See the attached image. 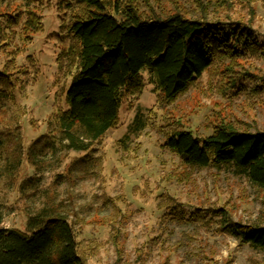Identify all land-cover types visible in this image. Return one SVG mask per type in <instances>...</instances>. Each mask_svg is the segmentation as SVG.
Segmentation results:
<instances>
[{
    "label": "rangeland",
    "instance_id": "374dc122",
    "mask_svg": "<svg viewBox=\"0 0 264 264\" xmlns=\"http://www.w3.org/2000/svg\"><path fill=\"white\" fill-rule=\"evenodd\" d=\"M61 2L0 1L1 41L7 42L0 53V69L14 57L16 109H21L25 147L48 132L54 112L67 107L65 92L71 78L66 63L60 70L57 61L70 44L61 32ZM138 5L145 14L180 11L201 18L205 12L210 19L247 21L264 41V0H138ZM30 9L40 16L42 29L27 41L22 27ZM11 13L18 15L17 24L9 23ZM241 62V71L263 77L258 93L253 90L258 81L249 80L246 91L227 96L221 89L222 64L204 72L170 104L160 103L154 87L146 83L138 96L123 104L119 126L110 129L93 152H68L60 167L39 174V191L31 197L19 191L22 181L36 175L25 160L12 187L0 181L3 226L24 229L28 215L52 198L68 215L79 252L89 264H264V251L220 232L216 219H184L173 209L181 205L190 215L198 208L223 207L235 221L264 224V192L227 169L186 166L164 146L162 131L183 128L205 136L224 121L264 130V56L248 55ZM137 114L145 124L140 132L131 129ZM126 134L129 138L123 139ZM84 157L90 161L95 157L100 164L90 173L76 171L66 178L70 164Z\"/></svg>",
    "mask_w": 264,
    "mask_h": 264
},
{
    "label": "trees",
    "instance_id": "16d2710c",
    "mask_svg": "<svg viewBox=\"0 0 264 264\" xmlns=\"http://www.w3.org/2000/svg\"><path fill=\"white\" fill-rule=\"evenodd\" d=\"M58 7L63 12L61 32L70 38L57 59L60 70L66 63L71 78L65 92L67 107L54 112L48 132L27 147L19 125L21 109H16L19 86L14 57L0 69V181L4 179L12 187L26 160L36 175L19 184L23 195L37 193L39 174L60 167L68 152H93L95 144L119 126L123 104L138 96L146 83L154 87L160 103L170 104L204 72L222 64L221 89L227 96L246 91L249 80L258 81L255 92L262 89L259 82L263 83V77L239 67L248 55L264 56V41L247 21L210 19L205 12L201 18L180 11L167 16L145 14L138 0H64ZM8 17L10 24L18 23L17 14ZM41 29L40 16L34 9L28 10L24 38L30 40ZM2 39L0 35V53L7 45ZM144 127L137 114L131 129L140 132ZM162 131L164 146L186 166L227 169L264 192V130L224 121L205 136L183 128ZM90 159L74 161L64 176L69 178L76 171L90 173L100 164L97 158ZM50 200L28 215L24 229L3 226L0 208V264H89L79 252L68 215ZM173 209L184 219H216L220 232L264 251V224L235 221L223 207L198 208L190 215H185L181 205H173Z\"/></svg>",
    "mask_w": 264,
    "mask_h": 264
}]
</instances>
